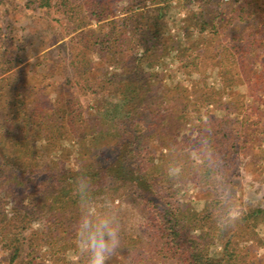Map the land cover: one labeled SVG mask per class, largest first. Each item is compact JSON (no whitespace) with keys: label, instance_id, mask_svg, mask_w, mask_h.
Segmentation results:
<instances>
[{"label":"rangeland","instance_id":"rangeland-1","mask_svg":"<svg viewBox=\"0 0 264 264\" xmlns=\"http://www.w3.org/2000/svg\"><path fill=\"white\" fill-rule=\"evenodd\" d=\"M28 2L0 0V64L12 68L0 77V122L9 118L8 106L13 101L24 114L47 117L58 128L52 135L57 145L48 146L43 134L26 142L21 139L14 147L4 138L1 151L9 162L24 175L32 173L36 164L51 169L59 165L71 172L94 162L106 166L116 156L109 147L131 134L136 148L133 169L144 168L156 180L155 188H170L184 209L190 208L189 214L211 213V220L225 225L228 235L239 229L228 219L232 207H239L240 213L264 210V126L262 122L254 126L247 140L231 136L240 125L239 113L243 114L236 108L242 101L250 104L252 97L243 86H222L210 41L211 26H248L237 10L240 0H116L111 17L99 23L91 17V25L85 28L101 26L103 35L109 31V22L121 26L122 19L136 14L131 24L146 30L143 36L136 33L131 43L119 42L121 50L131 47L126 58L111 57L103 50L76 58L78 51L71 45L78 40L74 39L77 21L69 23L56 8H38ZM85 35L80 45H85ZM152 44L155 50L146 51ZM84 60L90 71L80 76ZM109 81L114 90L111 97H104L98 89L107 88ZM211 90L218 97L207 105L202 101ZM77 103L82 113L74 121ZM227 104L234 106L223 112ZM72 122L78 126L74 134ZM213 131L220 147L211 152L217 153L221 164L218 173L206 181L201 153L193 145L212 138ZM111 203L121 211L118 218L125 231L137 233L143 224L135 202L120 197L96 205L104 208ZM42 222L32 225L24 236L39 230ZM250 236L239 239L236 246L246 264H264V218ZM73 245L77 249L76 241ZM221 247L214 241L210 254L217 256ZM5 256L1 251L0 259Z\"/></svg>","mask_w":264,"mask_h":264},{"label":"trees","instance_id":"trees-1","mask_svg":"<svg viewBox=\"0 0 264 264\" xmlns=\"http://www.w3.org/2000/svg\"><path fill=\"white\" fill-rule=\"evenodd\" d=\"M28 1L36 3L38 8H56L69 23L77 21L78 34L74 39L78 40L71 45L78 51L76 58L93 50H103L111 57L123 58L129 55L131 47L123 46L121 50L120 44L131 43L136 33L143 36L146 30H142L137 23L135 26L131 24V21L136 22L133 19L136 14L122 19L121 26H114V20L109 22V31L103 35L101 26L85 28L91 25V17L95 23L111 17V7L116 0H82L83 4L75 0ZM237 10L246 17L244 21L248 26H211L213 35L210 41L214 44L213 61L222 86H243L248 96L252 97L250 104L242 101L236 108L243 114L239 113V127L232 135L230 133L234 139L247 140L253 134L254 126L261 122L264 126V0H240ZM225 31L226 34L223 33ZM83 34H86L87 41L85 45H80ZM153 34L152 39H156L157 35ZM202 41L206 44L203 38ZM154 48L152 44L145 50L153 52ZM111 61L112 58L108 62ZM81 63L83 71L78 75L83 76L89 73L90 68L88 61ZM4 66V63L0 64V77L12 69ZM112 84L109 81L105 83L107 88H97L98 93L111 97L114 90ZM217 97L218 93L211 90L202 102L212 105ZM13 103L8 106L9 118L4 123L0 122V145L4 138L14 147L21 139L26 142L43 134L46 144L50 146L54 142L55 148L57 141L52 135L58 128L41 114H24ZM101 105L96 107L98 116ZM231 105L227 104L221 110L228 111ZM76 106L71 117L74 121H78L82 113L78 103ZM70 128L73 134L78 131L75 122ZM222 140H225L224 137ZM217 142L213 131L212 138L199 139V144L196 142L193 145L201 153V172L206 181L220 169L221 160H218L215 151L211 152L212 148L220 147V142ZM224 142L221 141V144ZM159 144L164 146L165 142L159 140ZM109 150L115 151L116 156L106 166L94 162L71 172L59 168V165L51 169L36 164L32 173L24 175L17 165L6 159L0 146V252L6 255L0 259V264H86V258L80 257L77 249L73 250L80 216L87 211L101 215L111 213L119 217L122 213L112 203L104 208L96 203L105 199L113 202L120 197L135 202L143 225L136 229L137 233L130 234V230L125 231L124 224L119 221L120 248L107 264H246L236 245L239 239L252 238L249 235L254 234L258 221L264 218V210L240 213L234 221L239 227L238 233L227 235L221 223L211 220V213L189 214L190 208L184 209L170 188H155L156 180L150 178L144 168L133 169L136 148L131 134ZM39 176L43 177L40 179ZM122 189L125 190L120 194ZM40 219L43 220L39 224L41 228L24 236ZM214 241H219L222 246L217 256L210 254ZM70 250L72 254L69 256Z\"/></svg>","mask_w":264,"mask_h":264},{"label":"clouds","instance_id":"clouds-1","mask_svg":"<svg viewBox=\"0 0 264 264\" xmlns=\"http://www.w3.org/2000/svg\"><path fill=\"white\" fill-rule=\"evenodd\" d=\"M208 155L211 158V153ZM240 211L239 207H232L228 219L234 222L239 218ZM220 226L225 227L223 224ZM120 244V223L117 215L86 211L80 216L77 224V250L80 257L86 258V264H107L120 248Z\"/></svg>","mask_w":264,"mask_h":264}]
</instances>
